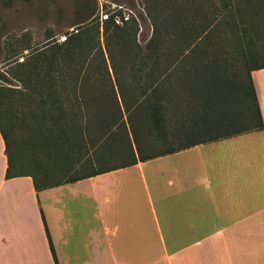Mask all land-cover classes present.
<instances>
[{
	"label": "crops",
	"instance_id": "crops-1",
	"mask_svg": "<svg viewBox=\"0 0 264 264\" xmlns=\"http://www.w3.org/2000/svg\"><path fill=\"white\" fill-rule=\"evenodd\" d=\"M249 75L260 131L36 192L4 177L0 134V264H53L42 219L57 264H264V68Z\"/></svg>",
	"mask_w": 264,
	"mask_h": 264
},
{
	"label": "rangeland",
	"instance_id": "rangeland-1",
	"mask_svg": "<svg viewBox=\"0 0 264 264\" xmlns=\"http://www.w3.org/2000/svg\"><path fill=\"white\" fill-rule=\"evenodd\" d=\"M171 1H176L175 6H179V10L184 12L181 15L182 18L176 22V26L180 23L184 24L185 17H191V14L185 13L187 7L192 8L191 5L198 6V9L193 12V19L202 25L212 24L204 33L205 35L201 36L203 45L208 46L207 50L201 51V54L197 56L202 57V61H193L191 64L179 66L175 71L182 75L189 72L194 76L203 73L206 77L204 80L208 82L220 81L224 88L223 92L229 94L226 96V112L236 118L242 117L239 115L245 112V108L242 102L238 101L239 88L246 84L247 64L251 59L246 49H236L233 44L232 30L226 23L231 20L243 23L244 36L252 37L257 45L258 53L253 59L258 64L264 63V22H262L264 4H259L257 0L250 2L193 0V3H189L190 6L183 0H0V75L3 78L0 80V128L5 136L12 170L16 166V170L34 176L42 185L92 171L91 166H86L85 169V166H79L71 172H66L63 168L65 162L54 157V147L48 146L46 138L60 130L70 132L68 128L71 125L72 112H82L79 121L83 123L95 115L101 104L106 102V98L87 97L86 89L88 87L103 93L105 84L101 81H93V76L90 77L89 83L83 88L85 90L83 95L86 98L80 99L81 108H78L77 101L70 90L71 79L68 76V70L63 66L53 67V71L48 73L47 87L61 86L59 87L60 96L53 99L50 93L43 92L42 97H39L32 89L37 88L36 80L44 74L43 67L27 66L36 52L46 50L45 48L49 45H60L65 42V38L76 32L82 35L77 50L79 51L78 60L86 56L85 45L89 42H98L104 52L103 28L106 26L107 34H110L114 25L122 26L120 22H117L119 17L127 21V25L134 23L135 41L140 49L144 50L155 24L161 26L159 31L162 38L166 40L173 38L175 25L173 20L168 19L173 8ZM226 5L230 14L227 10L221 9ZM215 8L221 10H215ZM253 11L257 12V17L251 16ZM110 43L113 44V42ZM162 52L166 53V49ZM118 55L117 52L118 74L124 81V92L127 100L130 101L131 94L128 90L130 77L127 75L130 66L125 65ZM21 61L24 62L23 66L18 65ZM147 68L145 67L143 72ZM82 69L87 68L83 66ZM27 70L28 73H25ZM170 73H174L173 70ZM26 74L36 78L31 81L30 87L23 89L21 83L15 79H23ZM170 77L174 78L175 75ZM196 85L199 86L198 83ZM186 86L183 84L179 91L190 96L194 92L186 89ZM77 93L81 94V92ZM197 106V100L189 101L175 113L178 116H172V106L166 105L164 116L170 120L165 119L167 121L164 124L165 130H161L167 133L166 139L156 136L158 133L152 128L146 132L144 130L145 133L140 132L139 138L145 142L150 140L155 152L184 145L185 141L174 139L172 132L186 124L195 110L199 112ZM58 115L62 116L60 121L57 118ZM134 119L137 120L136 117ZM236 123L240 125L242 122L238 120ZM61 124L62 127L58 128ZM104 157L103 163L110 165L113 160L117 161L115 157L118 155Z\"/></svg>",
	"mask_w": 264,
	"mask_h": 264
},
{
	"label": "trees",
	"instance_id": "trees-1",
	"mask_svg": "<svg viewBox=\"0 0 264 264\" xmlns=\"http://www.w3.org/2000/svg\"><path fill=\"white\" fill-rule=\"evenodd\" d=\"M236 1L242 2L245 0ZM246 1L250 2L252 0ZM183 2L190 6L191 4L189 3L194 1L183 0ZM257 2L264 4V0H257ZM175 4L176 1H171L173 8L171 10L172 13H169L168 16V19L173 20V25H175L173 38H167V40L162 38L159 31L161 26L155 24L144 50H141L135 41L136 28L134 23L127 25V21H123L119 17V22L122 26L114 25L110 34H107L106 26L103 28L105 34L104 52L98 42H89L88 45H85L87 48L86 56L82 60H78L79 51L77 50L79 49L82 35L76 32L65 38L64 43L49 45L45 48L46 50L43 49L36 52L27 64V66L34 68H37L36 66L38 65L41 68L43 67L44 74L36 80L37 88L32 89L39 97H42L43 92H48L53 99L59 98V87L61 86L47 87V82L49 81L48 73L53 71V67L63 66L68 70V76L71 79L70 90L77 101L78 108H81L80 99H84L86 96L92 99L106 98V102L101 104V107L97 109V113L92 115L89 120L83 123L79 121L82 112H72L70 114L71 125L68 128L70 132L66 133L60 130L47 136L48 146L54 147V157L65 162L63 168L66 172H71L79 166L89 165L92 167V171L87 175H96L117 169V162L122 166H128L136 161L151 159L195 144L262 129V120L249 73L253 70L264 68V63L258 64L254 60L258 53L257 45L252 37L244 36L243 23H236L232 20L226 23L227 27L232 30L233 44L236 49H246L248 51L247 55L251 59L247 64L246 84L239 88L238 101L242 102L245 112L239 115L242 116L241 118H236L229 115L225 110L227 108L225 107L227 104L226 96L229 94L223 92L222 89L224 88H222L220 81L210 80L208 82V80H204L206 77L203 73L194 76L189 74V72H186L188 75L185 73L182 75L175 71L179 66L191 64L193 61H202V57L198 58L197 56L201 54V51L207 50L208 46L203 45L201 36L205 35L204 33L212 26V24H199L193 19V12L198 9L197 5H191L192 8L187 7L185 13L187 15L191 14V17H185L186 21L184 24L180 23L176 26V22L179 18H182L181 15L184 12L179 10V6L177 8ZM227 6H223L221 9L227 10ZM221 9L215 8V10ZM227 12L230 14V11L227 10ZM251 13L253 17L258 16L256 11ZM110 22H112L111 18ZM110 42H113V44ZM165 49L166 53H163L162 50ZM117 52L119 53V59L125 65L130 66V71L127 74L130 77L128 80V90L131 94L130 101L127 100L124 92V81L118 74ZM23 63V61L18 62V65L23 66ZM36 63L38 64L36 65ZM83 66L87 69L83 70ZM145 67L148 68L143 72ZM58 70L60 69L58 68ZM58 70L56 71L57 73L59 72ZM171 70L174 73H170ZM25 73H28V70ZM170 75H175V77L172 78ZM60 76H62L61 73ZM90 77L93 78V81H101L105 84L103 93L87 87L88 95H83L85 93L83 88L89 83ZM35 78L26 74L23 79H14L21 83L23 89H26L30 87L31 81ZM2 79L0 75V80ZM183 84L187 85L186 89H190L194 93H191L190 96L182 94L179 88ZM166 85L168 86L166 87ZM92 91L95 93H92ZM77 92H81V94L79 95ZM89 93L92 94L90 95ZM193 100L198 101L199 112L195 110L194 115L188 119L189 121L186 124L172 132L174 133L172 136L174 139L185 141L184 146L155 152L152 149L150 140L145 142L139 138L140 132L145 133L152 128L158 133L156 136L165 140L167 133L161 130H165L164 124L167 122L166 120H170L164 116L166 105L172 106V116H178L175 113L179 112L183 105L185 106L189 101L192 102ZM61 117V115L57 116L59 121ZM135 117L137 120L134 119ZM238 120L242 122L240 125L236 123ZM60 126L62 127V124L58 128ZM0 134L4 144L7 164L4 177L7 179L25 175L26 173L16 170V166L14 170L11 169L7 154V144L1 128ZM113 155H118V157H115L117 161L113 160L110 165L103 163L104 156L108 158ZM28 176L32 180L35 192L60 181L70 182L75 180L73 176L59 179L51 184L42 185L34 176L30 174ZM42 223L53 264H57L43 219Z\"/></svg>",
	"mask_w": 264,
	"mask_h": 264
},
{
	"label": "built area",
	"instance_id": "built-area-1",
	"mask_svg": "<svg viewBox=\"0 0 264 264\" xmlns=\"http://www.w3.org/2000/svg\"><path fill=\"white\" fill-rule=\"evenodd\" d=\"M117 22H119V21H117Z\"/></svg>",
	"mask_w": 264,
	"mask_h": 264
}]
</instances>
